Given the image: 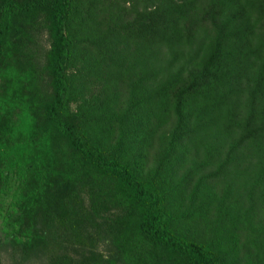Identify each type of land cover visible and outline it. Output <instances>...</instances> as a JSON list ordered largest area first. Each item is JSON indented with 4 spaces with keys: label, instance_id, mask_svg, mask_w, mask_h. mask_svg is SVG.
<instances>
[{
    "label": "trees",
    "instance_id": "1",
    "mask_svg": "<svg viewBox=\"0 0 264 264\" xmlns=\"http://www.w3.org/2000/svg\"><path fill=\"white\" fill-rule=\"evenodd\" d=\"M0 264H264V0H0Z\"/></svg>",
    "mask_w": 264,
    "mask_h": 264
},
{
    "label": "rangeland",
    "instance_id": "2",
    "mask_svg": "<svg viewBox=\"0 0 264 264\" xmlns=\"http://www.w3.org/2000/svg\"><path fill=\"white\" fill-rule=\"evenodd\" d=\"M3 262H5V260H3Z\"/></svg>",
    "mask_w": 264,
    "mask_h": 264
}]
</instances>
